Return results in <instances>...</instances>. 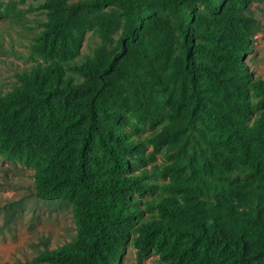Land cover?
Listing matches in <instances>:
<instances>
[{"label": "trees", "instance_id": "trees-1", "mask_svg": "<svg viewBox=\"0 0 264 264\" xmlns=\"http://www.w3.org/2000/svg\"><path fill=\"white\" fill-rule=\"evenodd\" d=\"M40 5L48 19L33 50L59 62L48 74L19 76L21 87L0 96V157L24 162L43 149L61 155L52 170L36 168L32 195L70 206L76 233L52 249L43 242L23 264H107L134 224L136 245L159 247L171 264H264V113L256 142L241 140L238 149L232 144L235 131L206 134L196 126L205 118L231 123L223 105L233 98L246 104L249 86L264 100V79L253 80L241 64L257 29L247 12L249 0ZM94 27L106 46L76 63L84 32ZM232 62L240 64L236 71ZM65 66L83 80L67 76ZM205 78L219 84V98L205 92ZM162 93L178 119L172 128L193 129L203 146L230 149L219 159L213 148L219 168H211L210 181L181 185L196 203L193 209L171 198L143 206L130 202L131 193L149 191L154 183L153 171L143 167L154 159L143 151L150 139L137 134L133 121L156 123ZM13 207L12 202L3 208L7 223ZM155 207L161 218L152 214Z\"/></svg>", "mask_w": 264, "mask_h": 264}, {"label": "rangeland", "instance_id": "rangeland-1", "mask_svg": "<svg viewBox=\"0 0 264 264\" xmlns=\"http://www.w3.org/2000/svg\"><path fill=\"white\" fill-rule=\"evenodd\" d=\"M43 1L0 0V96L21 87L19 76L33 72L48 74L52 64L59 62L54 55L33 50L36 38L48 19L45 9L40 5ZM77 1L81 0H69ZM113 9L119 11L117 8ZM107 10L108 8L104 9ZM247 12L256 20L257 29L251 34L241 64L253 80H263L264 0H249ZM95 28L97 27L84 32L76 63L82 62L85 57L94 56L100 46H106ZM107 47L112 48L113 43L108 42ZM237 65L240 64L232 62L231 68L236 71ZM65 73L74 81L83 80L66 66ZM205 86V92L209 96L220 97L221 88L218 83L205 78ZM248 92L246 104L233 98L229 104L223 105V110L232 116L231 123L220 124L212 118H205L196 126L206 134L235 131L238 135L233 137L232 144L237 149L241 140L256 142V136L262 133L259 117L264 113V100L253 87L249 86ZM167 96L166 93L161 94L162 115L156 123L133 121L138 135L147 136L150 140H155V136H158L159 139L148 140L143 147L144 153H151L154 158L152 162L143 165L153 171L150 177L154 182L152 189L143 193H131L130 202L132 205L143 206L146 200L162 201L161 198H171L178 207L193 209L196 203L181 185L187 182L194 184L199 180L210 181L211 168L217 170L220 157L229 155L230 149L223 145L203 146L198 132L193 129L189 132L182 127L172 128L171 125L178 119L171 112ZM45 132L46 142L50 144L53 135L48 129ZM213 148H216L214 155H218L219 159L213 157ZM61 158V155L52 154L50 149L35 152L24 162L6 161L0 157V264H23L44 248L43 242L52 249L74 237L76 224L70 206L58 201L37 200L32 195L33 173L36 168L43 164L50 171L59 165ZM12 202L14 209L8 216L7 223L3 208ZM152 214L161 218L156 207ZM138 235L136 224L129 227L118 240L115 253L107 264H171L169 257L159 247L152 245L147 250L138 247L134 240Z\"/></svg>", "mask_w": 264, "mask_h": 264}]
</instances>
